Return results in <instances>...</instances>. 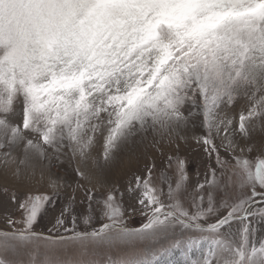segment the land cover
Instances as JSON below:
<instances>
[{
	"label": "snow or ice",
	"instance_id": "6c2138e0",
	"mask_svg": "<svg viewBox=\"0 0 264 264\" xmlns=\"http://www.w3.org/2000/svg\"><path fill=\"white\" fill-rule=\"evenodd\" d=\"M0 264H264V0H0Z\"/></svg>",
	"mask_w": 264,
	"mask_h": 264
},
{
	"label": "rangeland",
	"instance_id": "374dc122",
	"mask_svg": "<svg viewBox=\"0 0 264 264\" xmlns=\"http://www.w3.org/2000/svg\"><path fill=\"white\" fill-rule=\"evenodd\" d=\"M99 152V148L96 150ZM182 156H185L188 161H189V176H190V181H189V189L194 187L195 184V172L197 169H199L201 173V179L203 178V171L204 167L202 164V153H200L198 150H196L195 145H192L188 148H183L180 153ZM258 153H252L250 158L255 159ZM127 157H121L120 162L117 164L116 168L114 169L112 175L110 176V179L115 182H120L123 183L125 179L124 173L121 171L122 168H127ZM157 166L158 168L161 167V161L157 160ZM68 168L67 162L62 166L60 169V173L63 174V169ZM133 170H135V165H133ZM60 209V202L57 203L55 209H52L49 211V214L45 219L42 221V225H46L48 220L51 219L53 216H55ZM139 221V217H137L135 220L130 221V226H135Z\"/></svg>",
	"mask_w": 264,
	"mask_h": 264
}]
</instances>
